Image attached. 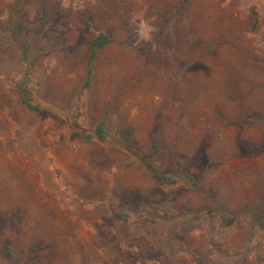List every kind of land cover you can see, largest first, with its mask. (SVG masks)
<instances>
[{"label":"rangeland","instance_id":"obj_1","mask_svg":"<svg viewBox=\"0 0 264 264\" xmlns=\"http://www.w3.org/2000/svg\"><path fill=\"white\" fill-rule=\"evenodd\" d=\"M257 216L264 0H0V264H264Z\"/></svg>","mask_w":264,"mask_h":264},{"label":"trees","instance_id":"obj_2","mask_svg":"<svg viewBox=\"0 0 264 264\" xmlns=\"http://www.w3.org/2000/svg\"><path fill=\"white\" fill-rule=\"evenodd\" d=\"M108 41V37L104 34H99L97 37L94 38L91 46H90V51H89V55H88V60H87V78L85 81L84 86H88L89 84V79H90V75L92 72V67H93V63L95 58L97 57L98 52L102 49V47L107 43ZM22 48H23V53L24 56L26 57V53H27V45L26 44H21ZM20 92L22 95V101L25 104V106L27 107V109L31 110V111H35L37 112L38 109L36 107H34L32 105V102L30 100L29 97V92L27 89L20 87ZM96 134L98 136V138L100 140L104 139V131H103V127L102 125H99L96 129ZM148 169L149 171L155 176V178L157 179V181L162 185V184H174L175 181L173 179H171L170 177H166L164 175H162L158 170H156L155 168L151 167V165H148ZM256 223L263 228L264 227V218L262 216H257L255 218Z\"/></svg>","mask_w":264,"mask_h":264}]
</instances>
